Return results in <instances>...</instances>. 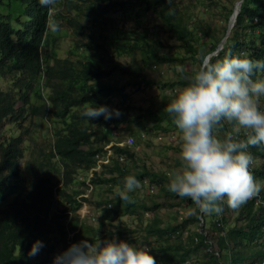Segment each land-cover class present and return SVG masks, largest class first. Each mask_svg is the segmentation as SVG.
Segmentation results:
<instances>
[{"label":"trees","instance_id":"obj_1","mask_svg":"<svg viewBox=\"0 0 264 264\" xmlns=\"http://www.w3.org/2000/svg\"><path fill=\"white\" fill-rule=\"evenodd\" d=\"M124 1L141 5L144 11L153 13L162 31L176 40L187 55L169 54L160 41L135 27L125 25L108 39L105 33L97 32L93 27L86 31L85 26L90 21L104 17L103 10L109 7L116 11L124 9ZM53 4L45 6L40 0H0V73L14 72V79L29 83V90H32L31 80L41 76L42 87L48 89L46 103L41 105L32 103L28 92L16 97L14 93L0 91V129L14 123L19 130L18 135H8L0 141V200L12 196L11 202L0 207V264H54L55 258L70 245L81 240L95 241L97 232L102 233L99 237L102 240L117 233L116 239L121 241V231H99L79 217L82 204L95 209L105 206L98 217L103 226L113 227V218L121 211L142 219L137 225L144 232V238H154L155 245L151 247L150 243L149 249L156 263L174 264L203 250L206 257L201 264H216L214 250L218 248L223 258L231 254L228 244L232 242L234 259L229 258L226 264L235 261L259 264L264 259V251L255 249V254L250 255L249 243L264 221V184L257 196L261 203L255 204V198H252L237 209L235 223L227 227L225 238L218 237L209 243L203 233L195 232L184 239L179 221L163 226L161 219L152 214L147 218L150 220L142 223L146 212L152 213L169 204L180 208L184 203L193 202L169 192L170 177L136 154L134 135L120 134L121 128H126L140 137L165 131L167 125H174L166 111L167 105L190 83L196 71H185L186 56L197 59L200 66L201 58L216 50L225 35L233 7L224 14L226 23L221 31H210L209 26H204L196 33L189 29L190 16L178 9L175 0H62V5L68 4V12L74 11L72 17L58 11L52 13ZM102 20L112 22L107 18ZM57 22H63L77 32L74 45L82 49L79 60L51 56L48 28ZM201 35L207 37V42L200 41ZM99 36L102 38L97 39ZM229 50L234 55L248 53L252 59L264 60V0L242 1L222 49L210 60L223 58ZM178 66L184 71L180 72ZM163 67L171 69L172 78L163 75ZM150 73H156V77ZM255 78L264 79V73H258ZM152 86L168 93L166 102L145 105L135 98L136 94H144ZM85 103H91L93 107L107 106L121 115L109 120L103 117L87 119L82 116ZM259 107L264 111L262 105ZM49 114L60 117L64 125L54 132L49 153V157L57 159L58 163L42 164L44 158L40 155L33 157L34 162L27 158L23 163L28 150L23 144L34 120ZM231 129L233 127L225 122L215 134L223 138ZM128 136L133 137V144L121 145ZM147 144L151 146L152 143L148 141ZM109 150L106 165L100 164L97 171L96 155L106 154ZM249 151L257 160L250 171L258 181L264 182V147H252ZM31 154L29 152V156ZM126 163L129 164L127 168L124 167ZM92 168L93 176L88 182L80 179L78 171L91 172ZM129 175L142 183L149 180L158 188L161 198L151 196L148 191L150 194L141 195L136 204L124 202L119 195L114 199L90 196L98 186L101 188L102 184ZM222 222H225L223 216ZM37 241L42 247L36 255L29 256Z\"/></svg>","mask_w":264,"mask_h":264},{"label":"clouds","instance_id":"obj_2","mask_svg":"<svg viewBox=\"0 0 264 264\" xmlns=\"http://www.w3.org/2000/svg\"><path fill=\"white\" fill-rule=\"evenodd\" d=\"M40 2L46 6L54 3V0ZM169 14H172L171 10ZM178 70L184 71L180 66ZM258 73H264V60L252 59L248 53L234 55L229 50L220 59L202 57L190 83L175 94L166 108L174 122V125H167V129L175 126L182 141L179 153L181 167L169 172L168 190L193 202L195 210L200 213L199 222H202L195 232L205 236L206 233L201 230L206 222V215H217L215 225L220 228L218 237L225 238L227 229L224 225L228 227L234 223L227 225L222 222L224 205L237 210L252 198H255V204L261 203L260 196H257L262 191L264 182L258 181L250 171L257 160L249 151L252 147H264V111L259 107L261 98H264V79L255 78ZM120 115L116 109H109L107 106L93 107L91 103H85L82 112V116L87 119L103 117L109 120ZM225 122L233 129L220 138L215 133L224 127ZM167 129L157 133L165 134ZM129 138L132 139L131 144L127 143ZM158 138L162 139L161 136ZM120 144L131 146L133 137H126ZM109 146L110 144L107 149ZM109 153L110 150L106 154L96 155L97 171L100 164L106 165ZM92 170L93 168L87 173L89 177L84 179L86 182L93 176ZM144 184L150 193H156L154 185H149L145 180ZM140 186V181L135 176H127L123 190L118 193L119 198L126 203L131 202L129 194ZM149 214L150 212L144 213V217L149 218ZM252 239L255 241L252 248L262 251V247L264 251V221L260 223L258 232ZM208 242L212 243L213 240ZM41 247V242L37 241L30 249L29 256L36 255ZM149 247H135L115 238L101 240L96 235L95 241L81 240L70 245L55 258L54 264H157ZM228 247L231 250L234 244L231 242ZM217 250L218 248L214 250L216 264H225V258H221V253ZM229 258L230 254L226 256V263L230 261ZM174 264L195 263L187 258ZM259 264H264V259Z\"/></svg>","mask_w":264,"mask_h":264},{"label":"rangeland","instance_id":"obj_3","mask_svg":"<svg viewBox=\"0 0 264 264\" xmlns=\"http://www.w3.org/2000/svg\"><path fill=\"white\" fill-rule=\"evenodd\" d=\"M178 3V9L185 11L189 14L190 19L188 20L189 29H193L196 33H199L200 29H203L204 26H209V30L213 29L216 31H221L223 26L225 25V13H227L229 8L233 7V3L235 0H175ZM62 0H54L52 13L55 11L60 12L63 15H74V11L68 12L67 6L68 4L62 5ZM126 4L125 8L121 11L112 10L111 7L107 8L106 11L103 10V18L94 19L90 21L86 26V31H90L93 28L96 29L97 32L100 30L102 33L106 34V38L112 36L116 30L123 29L124 26L135 27L138 28L139 31L145 32L149 37L153 39H157L164 45V50L167 51L171 55H179L184 56L187 55L182 48L178 46L176 40L170 37L167 33L162 31L159 27L158 19L151 12L144 11L141 5H137L133 2L124 1ZM223 6V7H222ZM222 7V9H221ZM104 18L111 20L112 22H105ZM227 24V23H226ZM93 25V26H92ZM101 27V28H100ZM48 33L51 37L52 48L50 54L52 57L57 58H66L69 60H79L82 56L81 48H75L74 42L75 37L77 36V32L72 30V27H67L63 22H57L48 28ZM97 39H101L102 37H96ZM54 39V42L52 41ZM200 41L207 42V37L204 35L200 36ZM208 45H206L207 48ZM112 46H110L111 48ZM54 51V52H53ZM186 64L184 65L185 71H190L191 69L197 70L199 67V63L197 59H193L189 56H186ZM122 59V58H121ZM124 62V59H122ZM163 75L167 78H170L172 75V71L169 67H163L162 69ZM152 77H156V73H150ZM14 72H5V74L0 73V91H8L14 93L16 97L20 94L28 92L29 99L32 103L36 105H41L46 103V98L48 94V89L42 87L41 76L35 77L31 80L32 90H29V83H25L22 80H15ZM172 78V77H171ZM16 83V84H15ZM37 91L42 95V100L40 99V94L37 95ZM168 93H163L156 86H152L146 89L145 93L136 94L135 98L140 100L145 105L155 102V103H164L167 100ZM145 99V101L142 100ZM262 105L264 107V98H261L259 106ZM68 119V117H67ZM64 125L62 124V119L60 117H53L50 114L48 117L39 118L37 117L34 120L33 125L28 133L26 140L24 141L23 146L28 148L25 153V157L22 160L23 163L25 159L28 158V161L34 162V156L40 155L44 158L42 164H52L54 165L58 163V160L55 158H50L49 153L52 149L54 142V132L57 129H60ZM0 129V141L3 137L8 135L16 136L19 134V130L17 129L16 124L8 123L5 126V129ZM134 135V146L136 154L143 158L145 162H149L148 165H152V168L157 170H161L169 176V172L179 170L181 167L180 160V145L181 138L178 129L175 126H169L167 132L164 133H152V134H144L137 136L135 131L127 130L126 128H121L120 134L124 133ZM161 136L162 139L158 137ZM172 136V138L170 137ZM151 142V146H148L147 142ZM29 152L32 154L29 156ZM127 164V165H126ZM124 164V167H128L129 164ZM131 169V167H130ZM90 171L80 170L78 171L80 179H87ZM99 173V172H98ZM125 178H119L117 181H112L113 183L102 184V187L98 186L95 191L90 195L93 199L107 198L114 199L118 197V193L123 190ZM148 182L149 180H145ZM151 184V182L149 181ZM141 186L136 189L133 193L129 195L132 197L131 201H134L136 204L139 202L141 195H146L148 192L147 188L143 185L144 183L140 182ZM154 185V184H152ZM263 185V184H262ZM156 189V193H149L151 196L159 199L161 198V194L158 193V188L154 185ZM149 195V196H150ZM136 197V199H134ZM12 196H7L4 199L0 200V207L5 206L9 202H11ZM83 205V204H82ZM79 207V217L83 218L87 224L92 225L97 228L99 231L103 230H111V231H121V241H125L130 243L135 247H140L142 245H146L149 247L150 243L151 247L155 245L154 238L152 240H148L144 238V232L141 228L138 227L137 222L139 223L142 219H136L135 214H130L126 211L119 212L118 216L113 218L114 226L111 227L109 225H100L101 222L98 221V217L103 213L104 207L101 206L99 208H93L90 205ZM112 207L115 205L112 204ZM138 212H140L139 206H136ZM135 207V208H136ZM94 213V218L91 213ZM137 212V213H138ZM224 214L225 222L227 225H231L235 223V218L237 216V211L232 210L224 205ZM156 216L161 219V223L163 226H166L168 223H175L177 219H179V224L182 226V235L186 238L188 235H193L196 230H198L199 225H202V222H199V212L195 210L194 204H186L184 203L180 208L172 207V205L164 206L159 210H154L149 214V217ZM207 219L205 224L202 226L203 232L206 233V237L209 240L215 241L218 238V233H220V228L215 225V219L217 215H206ZM152 219V218H151ZM144 219L143 224L146 223ZM225 229L227 226L224 225ZM188 234V235H186ZM98 237L102 236L101 232H97ZM118 236L115 233L112 237L104 238L106 240L116 239ZM101 239V238H100ZM133 239H136L133 242H129ZM102 240V239H101ZM255 245V241L249 243V251L250 255H254L255 249L252 248ZM263 251V248L260 247ZM234 248L231 249L230 258L234 259ZM191 261L195 264H201V262L205 259V251L198 250L190 255ZM229 257V256H228ZM225 264H226V256H224ZM160 264V263H157ZM231 264H239L237 261L232 262ZM256 264V263H254Z\"/></svg>","mask_w":264,"mask_h":264},{"label":"water","instance_id":"obj_4","mask_svg":"<svg viewBox=\"0 0 264 264\" xmlns=\"http://www.w3.org/2000/svg\"><path fill=\"white\" fill-rule=\"evenodd\" d=\"M241 3H242V0H239L238 2H236L234 4L233 12H232V14H231V16L229 17V20H228V24H227V29L225 31V35L222 38L221 42L218 44V47L216 48V50L206 56L208 59H210L211 56L216 55L217 52L222 48L223 42L226 40V37L229 35V33L231 31V28H232V26L234 24V21H235L236 16H237V14L239 12Z\"/></svg>","mask_w":264,"mask_h":264},{"label":"built area","instance_id":"obj_5","mask_svg":"<svg viewBox=\"0 0 264 264\" xmlns=\"http://www.w3.org/2000/svg\"><path fill=\"white\" fill-rule=\"evenodd\" d=\"M128 144H131L132 143V139L129 138L128 141H127Z\"/></svg>","mask_w":264,"mask_h":264}]
</instances>
